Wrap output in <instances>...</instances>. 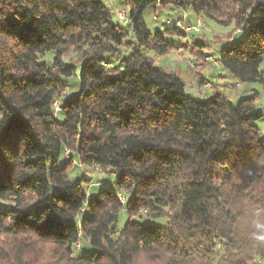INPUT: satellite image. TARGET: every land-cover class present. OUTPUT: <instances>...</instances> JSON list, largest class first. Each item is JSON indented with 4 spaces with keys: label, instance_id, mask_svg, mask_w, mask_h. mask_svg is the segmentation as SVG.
Instances as JSON below:
<instances>
[{
    "label": "trees",
    "instance_id": "1",
    "mask_svg": "<svg viewBox=\"0 0 264 264\" xmlns=\"http://www.w3.org/2000/svg\"><path fill=\"white\" fill-rule=\"evenodd\" d=\"M157 4L208 18L233 8L242 33L216 60L242 84L264 83V0H128L125 23L101 0H0V237L50 244L42 264H264L257 92L201 99L154 66L150 53L186 32L151 33L143 14ZM75 74L76 96L59 104ZM73 151L81 169L115 174V190L88 195V178L68 175ZM82 241L89 255L75 251ZM17 252L6 264H31Z\"/></svg>",
    "mask_w": 264,
    "mask_h": 264
},
{
    "label": "rangeland",
    "instance_id": "2",
    "mask_svg": "<svg viewBox=\"0 0 264 264\" xmlns=\"http://www.w3.org/2000/svg\"><path fill=\"white\" fill-rule=\"evenodd\" d=\"M112 12L113 21H117L116 10L122 9L128 0H101ZM128 10L126 9V15ZM212 18L203 15H195L190 9L165 6L159 4L155 7L149 6L144 11L143 17L151 33L160 31L167 27H172L175 21L182 24L183 32L181 36H167V40L173 42L176 47L169 53L158 56L150 53L154 66L161 67L167 72H174L181 77L185 84V93L191 96H198L201 99L212 96L216 90H223L231 102L241 96H251L257 92L256 104L264 113V83L254 82L242 84L235 80L230 74L220 67L216 57L219 50L229 44V42L238 39L242 32H238L232 21L233 8L228 5L223 6L222 12L212 14ZM189 21V22H188ZM199 21V30H187V27ZM199 40L200 46L194 41ZM66 62L76 64L78 70V54L73 48H70ZM260 69H264V63L260 64ZM67 84L65 91L58 96L59 104L68 98L76 96L78 91L77 74L64 80ZM56 109H59L57 104ZM59 120L63 118V112L56 113ZM264 134V115L261 119L254 122ZM69 154L65 151V156ZM73 162L68 169V175L71 179H79L81 173L88 178L91 183L88 189L86 183L82 184L83 189L88 195L96 194L100 189L115 190V174L98 171L88 167L80 168L77 163L76 152H71ZM63 160V155H61ZM125 212H120L117 227L121 228L126 222ZM29 238L26 234H5L0 237V264H6L5 256L17 252V249L23 250V261L31 264H42L51 255L52 247L48 243H39ZM32 238V237H30ZM82 255L90 254V247L87 241H82L81 249H75ZM13 258H11V262ZM10 262V261H9ZM141 264H162L156 259L144 257L140 260Z\"/></svg>",
    "mask_w": 264,
    "mask_h": 264
},
{
    "label": "built area",
    "instance_id": "3",
    "mask_svg": "<svg viewBox=\"0 0 264 264\" xmlns=\"http://www.w3.org/2000/svg\"><path fill=\"white\" fill-rule=\"evenodd\" d=\"M116 13H117L118 20L120 22H122V23L127 22L128 19H127V15H126V7H123L122 9L116 10ZM187 30L198 31L199 30V21H197L193 25L188 26Z\"/></svg>",
    "mask_w": 264,
    "mask_h": 264
},
{
    "label": "bare ground",
    "instance_id": "4",
    "mask_svg": "<svg viewBox=\"0 0 264 264\" xmlns=\"http://www.w3.org/2000/svg\"><path fill=\"white\" fill-rule=\"evenodd\" d=\"M174 25H176V26H182L183 27V25L181 24V22H179V21H175L174 22ZM66 152H68L67 150H66ZM120 201L121 202H123L124 201V198L122 197V196H120ZM76 248L78 249V248H80V245L79 244H76Z\"/></svg>",
    "mask_w": 264,
    "mask_h": 264
}]
</instances>
